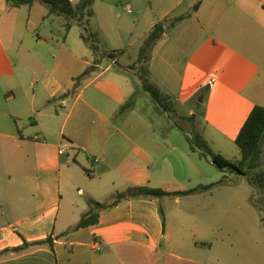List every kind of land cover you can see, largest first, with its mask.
<instances>
[{"label": "crops", "instance_id": "obj_1", "mask_svg": "<svg viewBox=\"0 0 264 264\" xmlns=\"http://www.w3.org/2000/svg\"><path fill=\"white\" fill-rule=\"evenodd\" d=\"M38 4L13 8L0 0V264H186L173 249L161 199L180 204L183 197L200 198L208 191L176 193L210 182L182 148L185 127L149 99L146 107L138 105L129 69L134 62L114 65L135 48L138 63L153 27L184 17L151 51L149 79L190 118L202 111L236 142L253 109L264 107V0H96L86 27L103 53H122L101 59L77 88L75 79L95 57L82 33L74 35L78 24L65 36V18L45 20L49 10ZM12 51L28 57L24 65L37 77L32 86L38 84L32 93ZM5 89L11 93L4 95ZM133 96L134 109L120 116ZM137 187L172 195L110 207L116 194ZM75 192L85 198L82 204ZM14 196L24 202L12 204ZM89 200L107 209L96 225L73 230L90 211ZM179 217L195 220L181 209ZM194 228V234L219 230L214 224ZM47 239L52 243L12 251ZM194 244L214 248L206 239Z\"/></svg>", "mask_w": 264, "mask_h": 264}, {"label": "rangeland", "instance_id": "obj_2", "mask_svg": "<svg viewBox=\"0 0 264 264\" xmlns=\"http://www.w3.org/2000/svg\"><path fill=\"white\" fill-rule=\"evenodd\" d=\"M38 5L45 12H48V8L45 5ZM34 18H37V15ZM61 19L63 20V18H60V21ZM66 22L65 19V24ZM47 25L50 28V24ZM86 28L89 29L88 27ZM141 28L143 29L144 27ZM84 31L85 28L75 26L73 33L76 37H79ZM35 32L38 34L40 30ZM58 38L60 43H62V36H58ZM38 52L42 54L41 51ZM11 54L16 62L18 74H21L27 82L26 91L32 93L35 88H38V84L32 86L34 79H37V77L33 76V71H30L24 65V62L28 59L27 55L20 59L18 53L12 51ZM136 57L137 49L135 48L130 51V58L123 57L119 64L114 65V69L117 70L120 65L134 62L132 67L135 68L130 69V71L133 75L131 78L134 82V87L138 92V105L146 107V100L149 99L151 106H156L157 104L151 100L150 94L142 89L139 77L142 71L141 66L136 63ZM32 59L34 60L33 56ZM110 64L111 62L105 61V67ZM143 66L147 67L146 63ZM5 90L4 95L11 93L9 89ZM169 102L174 107L173 112L169 113L170 117L173 123L185 127L186 136L200 135L214 154H219L232 163L242 161L241 150L235 140L223 135L221 130L214 124L208 123L204 119L202 111L196 115L195 120H190L188 111L184 110L185 108L180 110L179 103L174 99ZM148 114L151 120L154 122L158 121L159 117L156 114L151 111ZM20 125L24 127V122L21 121ZM182 137V148L191 155L193 163L199 165L204 172V182H210V185L213 186L210 191L200 198L183 197L180 204L168 203L165 202V199H161L162 210L168 215L167 231L173 237L174 251L180 254L182 258H185L186 264H264V187L261 186L256 178L259 170L250 173L248 177L221 170L212 163L210 156L204 157L200 150H192L185 136ZM13 168L14 173L16 171L15 164H13ZM262 171H264V167H262ZM13 177L12 183L16 185L18 179H15V176ZM73 198L78 204H82L85 201L82 194L78 195L76 192ZM28 199H31V196H28ZM10 202L18 204L24 201H20L19 198L14 196ZM180 209L186 214L193 215L195 220L190 221V219L184 220L180 218ZM205 224L217 225L219 230H214L213 234L207 235L201 229V234H194L195 225L203 228ZM183 229L188 231L185 232ZM202 234H204L203 238L200 236ZM203 239L208 240L214 248L196 247L194 243Z\"/></svg>", "mask_w": 264, "mask_h": 264}, {"label": "trees", "instance_id": "obj_3", "mask_svg": "<svg viewBox=\"0 0 264 264\" xmlns=\"http://www.w3.org/2000/svg\"><path fill=\"white\" fill-rule=\"evenodd\" d=\"M7 4L13 8H21L23 6H33L35 3H41L45 5L49 12L45 17V20L53 16L64 17L66 19V24L64 26L65 36L70 32L72 27L75 24H78L85 31L82 33L81 38L89 46L93 56L95 57L94 64L90 66L81 76L75 79V87L77 88L80 85L81 80L88 76L92 71L96 70V65H99L101 59L105 57L115 58L117 54H121L122 51H115L110 54L103 53L99 44L97 37L94 33L90 32L86 25L89 20L94 16V11L92 9L93 4L96 0H79L77 4H73L70 0H6ZM184 17H178L171 21V24H168V21L157 23L151 32L149 33L147 39L144 41L140 53L138 65L141 66L142 74H140V81L142 83V88L145 92L149 93L152 100L159 106L161 111L172 113L174 107L170 104L169 99L162 94L159 88L151 83L149 76V70L143 65L147 63V60L151 54V51L155 45L162 39L164 34L168 29H171L175 26L176 23L183 20ZM135 67H130L132 69ZM136 105V97H131L120 109L119 115H123L128 111L134 109ZM196 116H192L190 120H195ZM187 142L191 145L192 150H200L202 156L211 157L212 163L221 170H227L231 173H235L239 176L248 177L250 173L258 171L256 175L257 180L260 182L261 186L264 187V107L256 106L248 119L246 120L244 126L242 127L237 139L236 144L241 150L242 161L239 163H232L224 159L219 154H214L209 148L208 144L202 139L200 135L193 137L187 136ZM251 182V181H250ZM252 183V182H251ZM213 185L209 186H200L194 190L187 191L184 193H176V195H190L198 191L206 192L212 189ZM172 195L162 190L152 189L149 187H137L132 188L125 193H119L115 196V201L110 207L117 205L123 200L131 199H159L165 196ZM89 205L91 209L87 212L80 220V222L75 225L72 229L79 230L82 228H87L94 226L99 222L100 212L107 209L106 205L96 202L94 200H89ZM260 210V209H259ZM161 216L164 220V213L161 210ZM52 243L51 239L45 241H39L35 243L25 242L21 247L15 248L12 251L20 253L28 250L31 247L41 246L44 244Z\"/></svg>", "mask_w": 264, "mask_h": 264}, {"label": "water", "instance_id": "obj_4", "mask_svg": "<svg viewBox=\"0 0 264 264\" xmlns=\"http://www.w3.org/2000/svg\"><path fill=\"white\" fill-rule=\"evenodd\" d=\"M198 8H199V5L195 6V7H194V10L197 11ZM199 102L202 103V102H203V99H200Z\"/></svg>", "mask_w": 264, "mask_h": 264}, {"label": "built area", "instance_id": "obj_5", "mask_svg": "<svg viewBox=\"0 0 264 264\" xmlns=\"http://www.w3.org/2000/svg\"><path fill=\"white\" fill-rule=\"evenodd\" d=\"M64 152H65L64 149H61L60 154H64Z\"/></svg>", "mask_w": 264, "mask_h": 264}]
</instances>
